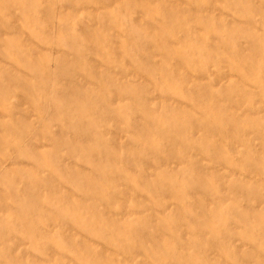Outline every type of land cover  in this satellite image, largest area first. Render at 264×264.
Here are the masks:
<instances>
[{
    "label": "rangeland",
    "instance_id": "obj_1",
    "mask_svg": "<svg viewBox=\"0 0 264 264\" xmlns=\"http://www.w3.org/2000/svg\"><path fill=\"white\" fill-rule=\"evenodd\" d=\"M0 264H264V0H0Z\"/></svg>",
    "mask_w": 264,
    "mask_h": 264
}]
</instances>
